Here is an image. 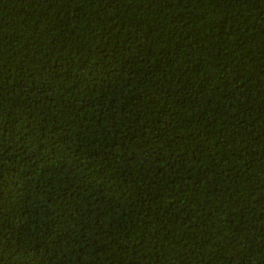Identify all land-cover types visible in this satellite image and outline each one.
Wrapping results in <instances>:
<instances>
[{"label":"trees","instance_id":"obj_1","mask_svg":"<svg viewBox=\"0 0 264 264\" xmlns=\"http://www.w3.org/2000/svg\"><path fill=\"white\" fill-rule=\"evenodd\" d=\"M0 264H264V0H0Z\"/></svg>","mask_w":264,"mask_h":264}]
</instances>
